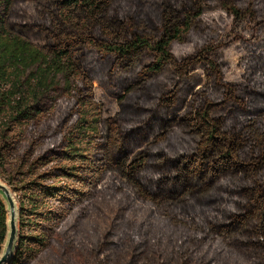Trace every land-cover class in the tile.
<instances>
[{"label":"trees","instance_id":"1","mask_svg":"<svg viewBox=\"0 0 264 264\" xmlns=\"http://www.w3.org/2000/svg\"><path fill=\"white\" fill-rule=\"evenodd\" d=\"M0 177L19 207L8 264H66L45 260L53 233L106 189L149 217L104 232L114 264H264V0H0ZM8 218L0 194V254ZM143 225L166 229L165 255Z\"/></svg>","mask_w":264,"mask_h":264},{"label":"rangeland","instance_id":"2","mask_svg":"<svg viewBox=\"0 0 264 264\" xmlns=\"http://www.w3.org/2000/svg\"><path fill=\"white\" fill-rule=\"evenodd\" d=\"M206 18L209 20L213 19L214 22L219 24L223 35L230 34L232 20L224 11L219 8L207 10ZM35 43L40 45L38 42ZM192 51V45H180L176 47L175 54L177 56H183ZM223 53L228 61V72L225 75V79L228 81H239L242 74V69L239 67V60L244 55V47L241 42L233 43L230 47L224 49ZM95 87L96 97L104 106L105 116L114 115L119 109L117 101L103 94V91L97 83H95ZM59 104L57 114H60L64 108L66 104L65 100H61ZM0 181L6 183L1 177ZM14 198L16 199V197ZM130 208L131 205L128 201L125 203L123 201L120 202V199L118 200L112 194L111 190H103L102 194L89 207L90 217H78L75 224H70L65 234L53 233L55 238L54 243L46 252L44 256L45 260L52 261L54 258H60L66 264H114L113 261L107 259L104 253H101L103 250L101 242L112 237L109 233L107 238L104 239V232L106 230L109 232L113 230L119 231L120 228H125V224L128 221L132 223L129 217H135V223L136 220L142 221L143 223H147L149 220L147 212L139 210L133 213ZM152 214L159 216L161 214L164 215V212L161 209H155ZM150 219L153 220L151 217ZM162 220L166 221V219ZM156 222L159 221L156 220ZM136 229L148 231V234L145 236L148 241L141 239L140 247L146 245L152 256L156 252L165 255V228H160L159 225L151 229H146L144 225L142 228L134 227L131 229L134 236L138 234ZM161 249H163V252ZM113 257L118 260L119 256L116 255V257Z\"/></svg>","mask_w":264,"mask_h":264},{"label":"water","instance_id":"3","mask_svg":"<svg viewBox=\"0 0 264 264\" xmlns=\"http://www.w3.org/2000/svg\"><path fill=\"white\" fill-rule=\"evenodd\" d=\"M0 194L4 198L8 210V232L0 254V264H8L14 256L17 245L19 207L15 194L7 183L0 181Z\"/></svg>","mask_w":264,"mask_h":264}]
</instances>
